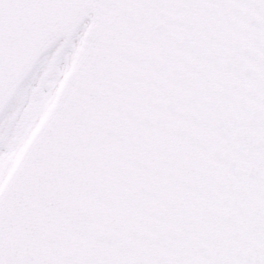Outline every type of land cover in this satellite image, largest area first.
Instances as JSON below:
<instances>
[{
    "label": "water",
    "instance_id": "95a60500",
    "mask_svg": "<svg viewBox=\"0 0 264 264\" xmlns=\"http://www.w3.org/2000/svg\"><path fill=\"white\" fill-rule=\"evenodd\" d=\"M91 12L0 264H264V0H0V113Z\"/></svg>",
    "mask_w": 264,
    "mask_h": 264
},
{
    "label": "rangeland",
    "instance_id": "374dc122",
    "mask_svg": "<svg viewBox=\"0 0 264 264\" xmlns=\"http://www.w3.org/2000/svg\"><path fill=\"white\" fill-rule=\"evenodd\" d=\"M89 24L63 40L49 61L39 64L0 119V186L24 145L54 104L67 71L79 57V46ZM81 48V46H80Z\"/></svg>",
    "mask_w": 264,
    "mask_h": 264
},
{
    "label": "bare ground",
    "instance_id": "6f19581e",
    "mask_svg": "<svg viewBox=\"0 0 264 264\" xmlns=\"http://www.w3.org/2000/svg\"><path fill=\"white\" fill-rule=\"evenodd\" d=\"M94 20H95V18L93 19V18H91V17H87V19H86L85 22H86V23H90V22H92V21H94ZM85 22H83V23H82V26L76 30V36L79 35V33L82 31L83 26L85 25ZM61 42H62V41L57 42V43H56V44H55V45H54V46H53L48 52H46V53L41 57V59L39 60L37 66H38L39 64L43 63V62L49 61V60L51 59L52 55L54 54V52L56 51V49L58 48V46L60 45ZM80 46H81V44H80ZM80 46H79V54H80ZM73 65H74V64H73ZM37 66H36V67H37ZM71 68H72V67H71ZM71 68H70V69H71ZM68 71H69V70H68ZM68 71H67V73H68ZM67 73L65 74V76H64L62 82L60 83L58 89H60V88L62 87V85H63V83H64V81H65V79H66ZM25 83H26V81H25ZM25 83H24V84H25ZM24 84H23V85H24ZM23 85H22V86H23ZM22 86H21V87H22ZM17 93H18V92H16V94H17ZM16 94H15V96H16ZM13 99H14V98H13ZM13 99H12V100H13ZM12 100L10 101V103L8 104V106L11 104ZM55 100H56V96H55V99H54V104H55ZM54 104H53L52 107H51V108H50V109L44 114V116H43L41 122L39 123V125L36 127L35 130L38 131V129L40 128V126L42 125V123L45 121V119L48 117V115L51 113L52 109L54 108ZM8 106H7V107L5 108V110L3 111V114L6 112ZM3 114H2V115H3ZM33 133H34V132H33ZM31 137H32V135L29 137L28 141L30 140ZM28 141H27L26 144L24 145L23 150H24L25 147L27 146ZM23 150H22V151H23ZM19 155H20V154H19Z\"/></svg>",
    "mask_w": 264,
    "mask_h": 264
}]
</instances>
